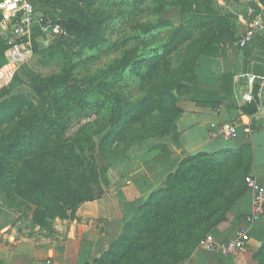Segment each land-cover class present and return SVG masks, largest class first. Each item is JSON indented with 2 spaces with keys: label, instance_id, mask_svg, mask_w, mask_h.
I'll return each instance as SVG.
<instances>
[{
  "label": "trees",
  "instance_id": "trees-1",
  "mask_svg": "<svg viewBox=\"0 0 264 264\" xmlns=\"http://www.w3.org/2000/svg\"><path fill=\"white\" fill-rule=\"evenodd\" d=\"M195 4L196 10L191 2L182 10L187 18L170 33L160 51L134 63L127 57L122 65L132 63L130 73L146 82L163 62L195 37L220 44L218 56L226 55L228 45L240 40L231 17L208 9L201 11L200 0ZM262 6L264 0L249 3L251 20L262 18ZM78 12L83 14L80 9ZM57 22L61 32L54 35L69 36L71 25ZM0 34L1 63L6 45L1 30ZM54 81L55 76L43 77L39 73L31 77L36 102L23 93L0 90V187L33 207L32 224L40 228L49 227L54 219L73 216L85 201L101 198L107 183L106 167L99 168L83 146L64 140L74 107L88 106V89L65 80ZM194 81L193 72L190 83ZM164 100L163 91L151 93L134 109L158 110ZM177 111L179 114L178 107ZM129 115L130 123L138 121L135 112ZM173 131L172 138H176L174 124ZM248 162L247 146L234 151H200L183 157L167 175L164 186L153 190L130 219L122 220L121 231L94 263L184 261L211 226L226 220V212L247 187ZM253 257L256 264H264V242Z\"/></svg>",
  "mask_w": 264,
  "mask_h": 264
},
{
  "label": "rangeland",
  "instance_id": "rangeland-1",
  "mask_svg": "<svg viewBox=\"0 0 264 264\" xmlns=\"http://www.w3.org/2000/svg\"><path fill=\"white\" fill-rule=\"evenodd\" d=\"M198 1L33 0L35 10L46 20L71 25L70 35H54L50 30L45 33L34 26L32 56L11 78L0 83V90L23 93L36 102L31 77L38 73L55 76L54 82L65 80L88 89V106L74 107L64 140L83 146L99 168L123 165L126 173L134 164L142 163L143 168L152 170L168 157L161 141L173 135L177 102L190 87L197 59L219 55L221 45L195 37L163 62L146 82L130 73L131 64L160 51L170 33L187 18L182 10L189 2L196 10ZM200 4L201 11L228 14L235 27L238 21L248 18L242 0H200ZM78 9L83 14L79 15ZM127 57L133 62L123 66ZM159 91L165 93L160 109H134L146 96ZM130 112L136 113L138 121L130 123ZM32 210L10 190L0 187V224L5 219L10 228L23 232L24 228L34 227ZM56 220L43 228L49 231Z\"/></svg>",
  "mask_w": 264,
  "mask_h": 264
},
{
  "label": "crops",
  "instance_id": "crops-1",
  "mask_svg": "<svg viewBox=\"0 0 264 264\" xmlns=\"http://www.w3.org/2000/svg\"><path fill=\"white\" fill-rule=\"evenodd\" d=\"M251 1L242 0L248 18L236 25L239 39L252 23ZM259 12L264 20L263 6ZM228 47L224 56L201 55L197 59L195 81L177 102L180 112L174 125L178 135L161 141L168 149V157L163 162L149 171L142 163H136L126 173L122 171L123 165L105 166L107 183L103 186V196L81 203L73 216L56 220L49 231L34 226L19 232L3 219L0 263L50 264L47 260H51L59 264H95L94 259L109 248L121 231L122 220L130 219L135 208L153 190L164 186L167 175L183 157L200 151H234L247 146L246 176H253L264 185V98L259 101L245 97L249 87L247 75L264 73V30H259L246 47L237 42ZM227 122L237 125V137L210 136L211 124L217 129ZM246 128L251 132H246ZM253 197V190L247 186L226 212V220L217 222L207 232L217 241H223L233 239L239 228H246L249 241L244 250L222 254L197 245L177 264H256L253 256L264 242V216L246 222Z\"/></svg>",
  "mask_w": 264,
  "mask_h": 264
},
{
  "label": "built area",
  "instance_id": "built-area-1",
  "mask_svg": "<svg viewBox=\"0 0 264 264\" xmlns=\"http://www.w3.org/2000/svg\"><path fill=\"white\" fill-rule=\"evenodd\" d=\"M37 26L42 32L59 34V24L46 20L35 10L33 0H1L0 2V30L4 37L6 49L3 61L0 63V83L16 73V70L23 65L33 53L32 34L33 28ZM264 30V20L257 17L248 25L239 40V46L244 47L251 38L259 31ZM248 91L246 100L257 98L261 101L264 98V73L261 75L250 73L247 75ZM258 82V83H257ZM256 84L258 86L256 87ZM260 104L262 102H259ZM246 132H251L249 128ZM238 128L235 123L227 122L215 129L210 125V136H221L226 139L237 137ZM245 182L254 192L251 212L245 218L251 223L257 218L264 216V185L260 184L253 176H246ZM249 241V234L246 228H239L233 239L217 241L210 233L203 236L198 242L199 247L210 251H218L222 254H232L244 250ZM50 264H59L47 260Z\"/></svg>",
  "mask_w": 264,
  "mask_h": 264
}]
</instances>
